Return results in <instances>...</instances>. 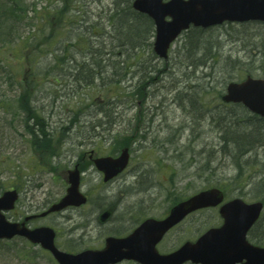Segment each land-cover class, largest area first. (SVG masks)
I'll return each instance as SVG.
<instances>
[{"label":"rangeland","instance_id":"rangeland-1","mask_svg":"<svg viewBox=\"0 0 264 264\" xmlns=\"http://www.w3.org/2000/svg\"><path fill=\"white\" fill-rule=\"evenodd\" d=\"M69 1L65 24L59 25L51 15ZM4 2H16L25 11L22 20L18 17L0 27V195L11 189L19 193L15 209L6 213L8 221L40 214L63 197L67 171L75 164L87 202L38 218L31 226L54 229L57 248L69 253L99 250L106 237L126 236L146 218L162 219L174 199L182 201L209 188L221 189L226 200L240 198L264 205V122L251 119L252 114L239 107L226 108L218 99L231 82L239 83L247 76L264 79L259 55L264 23L201 29L194 56L186 49L184 32L165 62L152 52V45L117 54L121 50L109 23L112 0ZM73 15L75 20L68 18ZM8 24L14 26L5 38ZM78 35L89 40L90 48L84 39L77 41ZM7 39L13 43H6ZM23 40L30 44L21 51ZM87 49L110 55L90 57ZM24 56L30 57L29 66ZM63 56L65 60L58 61ZM87 59L102 60L108 66L94 84L79 86L70 74ZM198 59L204 64L195 68L192 63ZM28 67L37 81L32 106L51 132V149L45 153L30 143L19 109V86L8 78L19 81ZM27 71L29 77L31 70ZM139 83L141 98L136 96ZM224 114L225 119H233L239 134L251 129L256 142L245 155L238 152L232 158L231 146L225 149L229 153L222 151L229 144L222 139ZM123 144L129 151L127 168L104 183L89 152L114 157ZM105 211L111 214L101 221ZM258 221V237H264V207ZM221 223L218 208L195 212L172 229L157 250L169 253ZM247 239L264 247V240ZM0 264L57 263L39 245L14 237L0 240Z\"/></svg>","mask_w":264,"mask_h":264},{"label":"water","instance_id":"water-1","mask_svg":"<svg viewBox=\"0 0 264 264\" xmlns=\"http://www.w3.org/2000/svg\"><path fill=\"white\" fill-rule=\"evenodd\" d=\"M132 9L152 20L153 52L161 59L167 58L170 45L190 26L208 28L225 22L264 23V0H134ZM221 100L226 104H242L264 119V79L248 76L239 83L231 82ZM128 159V149L124 148L118 157H99L93 164L107 182L126 168ZM80 176L78 166L69 171L65 196L39 217L85 204L87 199L79 190ZM17 199L15 190L0 195V240L23 237L49 251L57 264H118L122 261L138 264H264V247L247 241V234L259 219L263 204L246 203L240 198L224 201L219 188H209L180 201L163 219H145L125 237L105 238L100 250L76 254L59 250L54 243L55 233L49 227L29 229L25 225L28 219L9 222L5 212L14 209ZM217 207L222 219L220 226L209 228L195 241H186L168 254H159L157 244L173 227L196 211ZM107 217L109 212L103 213L100 220Z\"/></svg>","mask_w":264,"mask_h":264},{"label":"trees","instance_id":"trees-1","mask_svg":"<svg viewBox=\"0 0 264 264\" xmlns=\"http://www.w3.org/2000/svg\"><path fill=\"white\" fill-rule=\"evenodd\" d=\"M73 1V0H72ZM113 1V8L111 10V15L109 17V23L113 25L114 31L116 32V40H117V47L120 48L121 51L117 53L118 55L124 56L126 53L125 51L128 49H137V48H147L150 49L151 47V41L150 39L154 36V28L153 23L151 19H149L146 15L140 14L132 9V2L134 0H112ZM71 1L65 2L63 4V7L61 9H55L53 11V15L51 17L55 19V21L60 24H65L66 19V12L68 11V7ZM24 10L18 8V3L16 2H4V0H0V27L6 25L9 23V21H17L18 17H20V20H22L24 15ZM71 17V20H75L76 16H69ZM72 22V21H70ZM110 25V26H111ZM13 24L10 26L8 24L5 38H9L11 35V31L13 30ZM54 31V29H53ZM201 29L199 28H190L188 31H186L187 36V51L192 56L196 55L195 52L198 51V40L197 37L199 33H201ZM52 36L53 33H52ZM149 36V37H148ZM78 39H84L82 36H77ZM114 38V36H113ZM112 38V39H113ZM31 40H34L30 37ZM51 39V37H50ZM85 40V45L87 48H90L89 40ZM8 44L13 43L10 39H7L5 41ZM20 43L25 44V46L22 47V44L18 47L21 51L25 50L29 47L30 42L28 43L27 40H23ZM78 43V42H77ZM200 47V46H199ZM88 52L86 55L93 57L97 53L101 55L102 57L104 55H110L108 53H104L102 51L93 53L92 50L87 49ZM207 53L211 52V49H206ZM114 54V52L112 51ZM135 55V54H133ZM260 58L262 64H264V39L260 40ZM210 57V56H209ZM208 57V58H209ZM29 56H24V59L28 66L31 64L29 60ZM211 59V58H209ZM65 60L64 56L62 58H59L58 61L63 62ZM107 61V60H105ZM167 61V60H166ZM165 61V62H166ZM103 64V65H102ZM123 64V63H122ZM195 68L199 66L200 64H204L201 59H198L197 63H192ZM108 65L104 64L102 60L94 61L92 60H86L82 63H77V69H74L75 73H71L70 75L73 77V81L77 82L79 86L84 85H92L94 84V81L99 79V73L101 74L102 68H106ZM29 71V77L28 71ZM23 77V78H22ZM22 79L19 81L11 76H8L9 80L12 78L14 79L16 85L19 86V95L18 103H19V109L21 110V115L23 118L24 128L27 130L28 134L31 135L30 143L32 147L35 150H39L42 153L48 152L51 149V140L49 139V136L51 132L47 131L48 125L44 121V118L40 115L38 110L32 106V96L35 92L37 81L35 79V74L33 73V69L31 67H28L25 71V74L23 73ZM143 85L142 83H139L137 86V98L142 97V90ZM221 101V94H218ZM223 104V103H222ZM231 104H223L224 107L228 108ZM234 107H239L244 113H247L248 111L242 106V105H231ZM212 118L214 116L211 114ZM226 116L224 114V117L221 119L224 121L223 124V130L226 131L223 135V141L229 142V144L223 145L222 151L225 152L228 146H231L232 152L227 153L231 154L232 158H234V154H237L238 152L241 155H245L249 152L250 148L252 147V144L255 141L250 136L252 131L251 129L247 133L239 134L238 131L234 130L233 127H235V123L232 118L225 119ZM251 119L260 122L263 121V119L251 115ZM222 121H219V123ZM33 122V123H32ZM32 123V124H31ZM248 129V128H246ZM256 142V141H255ZM122 147H127V144H123ZM180 199H174L172 201V205L176 204ZM258 228H259V221L254 225V227L249 231L248 237L253 240V238L257 239L258 241L264 240V237L260 236L258 237ZM264 234V232H263ZM257 241V242H258Z\"/></svg>","mask_w":264,"mask_h":264},{"label":"flooded vegetation","instance_id":"flooded-vegetation-1","mask_svg":"<svg viewBox=\"0 0 264 264\" xmlns=\"http://www.w3.org/2000/svg\"><path fill=\"white\" fill-rule=\"evenodd\" d=\"M95 157H97V156L95 155V153H94L93 151H90V152H89V155H88V158L90 159V161H92ZM114 157H115V156H114ZM66 179H67V177H66ZM34 215H35V214L30 215V216H26V217H24L22 220H20L19 222H23L25 219L28 218V220L25 222L26 226L29 227V228H35V227H31V226H32V224H33V221L36 220V219H31V218H30V217H33Z\"/></svg>","mask_w":264,"mask_h":264}]
</instances>
